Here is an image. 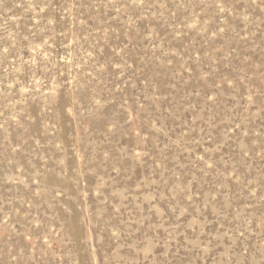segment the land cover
I'll return each mask as SVG.
<instances>
[{
	"label": "rangeland",
	"instance_id": "obj_1",
	"mask_svg": "<svg viewBox=\"0 0 264 264\" xmlns=\"http://www.w3.org/2000/svg\"><path fill=\"white\" fill-rule=\"evenodd\" d=\"M0 264H264V0H0Z\"/></svg>",
	"mask_w": 264,
	"mask_h": 264
}]
</instances>
